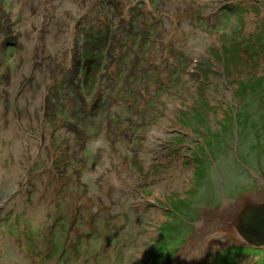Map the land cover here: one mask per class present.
<instances>
[{
	"label": "rangeland",
	"instance_id": "374dc122",
	"mask_svg": "<svg viewBox=\"0 0 264 264\" xmlns=\"http://www.w3.org/2000/svg\"><path fill=\"white\" fill-rule=\"evenodd\" d=\"M0 13V264H264L227 239L179 259L264 183V0Z\"/></svg>",
	"mask_w": 264,
	"mask_h": 264
},
{
	"label": "bare ground",
	"instance_id": "6f19581e",
	"mask_svg": "<svg viewBox=\"0 0 264 264\" xmlns=\"http://www.w3.org/2000/svg\"><path fill=\"white\" fill-rule=\"evenodd\" d=\"M0 13V27L5 25L4 18ZM240 109L237 110L236 114L238 115L240 113ZM262 183L261 188H257L255 190L249 191V194L247 196H241L239 199H227L224 202V205L217 208L216 210L207 211L204 213L201 222L198 223L197 229L191 239L187 242L183 253L180 254L179 259L180 260H186L189 261V256H187V249L191 248L193 245H200V249L206 248L214 243H225V240L227 239L229 242H247L250 243V241H246L241 233L237 232L236 223H237V217L240 215L242 210L248 206V205H260L264 203V183ZM242 208V209H241ZM241 210V211H240ZM176 223V222H175ZM177 225V223H176ZM225 239V240H224ZM261 241V242H260ZM258 243L255 242L257 246H252L253 249L264 248V241L260 240ZM252 243V242H251ZM247 252L249 251V246L246 247ZM251 248V249H252ZM197 254H199V250H196ZM252 252V251H251ZM193 255V251H192ZM230 257V256H229ZM228 256H226V260L230 259ZM228 258V259H227ZM194 260L197 259V257H193ZM231 260V259H230ZM232 263V262H231Z\"/></svg>",
	"mask_w": 264,
	"mask_h": 264
},
{
	"label": "water",
	"instance_id": "95a60500",
	"mask_svg": "<svg viewBox=\"0 0 264 264\" xmlns=\"http://www.w3.org/2000/svg\"><path fill=\"white\" fill-rule=\"evenodd\" d=\"M236 221L237 232L241 233L245 240L254 244L260 240L264 241V203L246 206Z\"/></svg>",
	"mask_w": 264,
	"mask_h": 264
},
{
	"label": "trees",
	"instance_id": "16d2710c",
	"mask_svg": "<svg viewBox=\"0 0 264 264\" xmlns=\"http://www.w3.org/2000/svg\"><path fill=\"white\" fill-rule=\"evenodd\" d=\"M249 84H253V85H256L257 84V81L256 80H253L251 83H249ZM241 87H244V86H246L245 84H241L240 85Z\"/></svg>",
	"mask_w": 264,
	"mask_h": 264
}]
</instances>
